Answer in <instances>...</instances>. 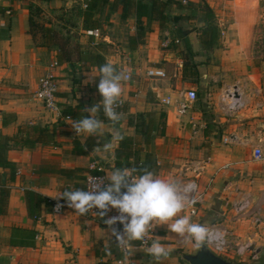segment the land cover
<instances>
[{
	"label": "crops",
	"instance_id": "0c3cea01",
	"mask_svg": "<svg viewBox=\"0 0 264 264\" xmlns=\"http://www.w3.org/2000/svg\"><path fill=\"white\" fill-rule=\"evenodd\" d=\"M29 1L0 0V134L20 136L35 125L50 130L53 140L36 143L33 147L11 148L5 153V158L14 163L15 173L11 178L9 168L0 166V183L9 188L6 212L0 214V264H116L115 260L122 254L104 219L88 213L81 216L72 208L54 214L47 203L65 200L59 196L66 190H77V184L85 189V178L80 175L86 176L85 169L92 160L103 164L106 179L120 168L115 166V152L119 147V140L113 138L116 133L132 138L135 154L128 161L130 167L126 168H147L157 178L175 183L181 176L183 181L195 179L199 189L205 190L203 199L196 203V215L190 214L187 206L176 218L188 215L193 223L224 227L229 233L227 260L263 264L264 223L255 224L250 218L235 217L231 207L239 197L238 191L247 192L255 199L264 191V159H252L255 144H261L264 152V60L253 62L250 39L258 19L257 8L250 13H237L235 7V23L226 29L205 30L208 36L203 37L201 32L208 17L204 13L199 19L196 6L201 1L187 0L188 4L196 6L186 7L170 3L169 19L162 26L152 21L145 42L130 48L128 37L136 31V17L121 19L120 13L112 10L110 1L100 16V37L87 36L86 44L95 49L98 41L113 43L115 33L131 23L121 47L104 53L106 61L119 72L130 71L131 79L120 82L123 105L118 112V123L108 120L102 110L96 113L103 123L102 135L96 137L86 133L76 135L71 123L89 116L84 109L102 100L97 92L90 90L98 70L80 61L59 62L56 48L36 45L28 33ZM205 1L211 9L213 4L219 3ZM224 1L231 4L235 0ZM244 1L250 6L255 2ZM53 3L64 5L62 0ZM174 15L180 19H171ZM221 20H217L218 27ZM221 34L233 42L214 44ZM167 35L178 42L163 48L160 43ZM210 37L213 38L211 46L207 43ZM180 50L193 56L207 51L212 55L218 52L234 54L236 61L226 64L231 66L229 69L235 65V83L244 85L248 94L245 108L231 116H223L216 102L218 94L229 83L221 87L214 83L218 78L209 67L201 68L204 63L193 64V71L200 77H213L214 80L190 81ZM54 60L59 64L51 67ZM149 65L163 67L167 77L147 78L144 70ZM48 71L58 82V112L45 108L34 95L40 76ZM188 88H199L200 94L196 90L197 98L184 115L179 116L174 105L161 102L162 97L175 98L180 89ZM147 112L151 113L153 121L148 141L136 129L138 114ZM224 137L229 139L224 141ZM88 138L92 141L91 148L85 146ZM76 141L80 144L75 145ZM107 142L112 143V148L105 152L103 144ZM191 162H195L198 170L193 169ZM137 174L140 173H134ZM29 205L35 216L30 215ZM261 215L264 216V208ZM151 226L153 236L149 245L140 246L139 240L130 242V264H155L147 254L153 241L160 242L169 251L161 264H189L182 255L198 249L194 242L181 241L166 225L153 223ZM246 241L251 242L250 249L243 257L237 256L234 253L236 245Z\"/></svg>",
	"mask_w": 264,
	"mask_h": 264
},
{
	"label": "clouds",
	"instance_id": "9594fccd",
	"mask_svg": "<svg viewBox=\"0 0 264 264\" xmlns=\"http://www.w3.org/2000/svg\"><path fill=\"white\" fill-rule=\"evenodd\" d=\"M99 72L97 88L102 100L84 109L90 113L89 116H83L71 123L76 135H102L103 123L96 117V113L101 110L113 124L120 120L116 107L122 91L120 82L126 77L110 62L103 64ZM113 138L120 140L123 137L116 133ZM111 148V142L103 144L105 152ZM107 180L108 183H104L102 180L93 179L90 190H66L59 197L64 198L67 206L81 216L96 209L98 215L104 219L109 211L115 209L118 215L104 219V222L111 229L115 242L126 250V255H132V252L127 251L130 242L144 241L153 223L166 225L181 241L191 240L196 247L205 240L207 228L193 223L188 215L176 218L187 206L194 205L196 200H189L186 195H181L175 182L157 178L147 168H118ZM194 187L189 184L185 191ZM117 222L122 225V231L113 227ZM147 254L155 264H161V261L169 256V251L160 242L153 241L147 249Z\"/></svg>",
	"mask_w": 264,
	"mask_h": 264
},
{
	"label": "trees",
	"instance_id": "16d2710c",
	"mask_svg": "<svg viewBox=\"0 0 264 264\" xmlns=\"http://www.w3.org/2000/svg\"><path fill=\"white\" fill-rule=\"evenodd\" d=\"M37 1L43 3L50 2V0H31L27 4L29 10L28 33L31 35L33 42L36 45L45 47L54 46L57 50V59L59 62L80 61L87 66L96 67L98 74L93 77L92 83L90 84V90L97 92L98 98L101 99L102 96L99 94L97 88L100 80L99 69L103 64L108 63L105 59L104 53L108 51L110 45L104 41H100L95 45V49L85 48L78 42V40L74 39L72 35H64L56 28L47 26L44 23H40L37 20V16L41 13V7L38 3H36ZM110 1H112V10L118 11L120 13L121 19L129 18L132 15L136 17V31L134 34L128 37V45L130 48H135L136 46L145 42V35L146 32L151 29L149 24L152 21H158L162 26L164 22L169 19L167 10L170 3H174L176 5L181 4V0H84L79 6L73 7L71 9H65L63 7H51L49 11L55 17H57L59 21L63 20L73 25H77V22H80L82 30L99 28L101 26L100 16ZM188 5L196 6L194 3ZM198 6H196V8ZM204 6L207 9L205 10V14L208 17L205 30L216 29L217 26L214 25L211 20L213 17L212 9L207 3H204L203 7ZM142 18H145V20H142ZM171 19L178 20L180 19V16L174 15L171 17ZM210 39L211 41L207 42L209 43V46H211L213 42V38L210 37ZM185 45H189L186 39ZM116 70L119 72L117 68ZM137 117L139 119V125H136L137 132H141L148 141V138L150 137V128L153 124L151 113L147 112L144 114H138ZM28 128L29 129L23 131V134L20 136H8L0 134V166L9 168V174L11 178L15 173V165L13 162L5 158V153L7 150L23 146L33 147L36 143H48L53 140V133L47 128H41L35 125H32ZM19 131L22 132L21 130ZM79 144L80 143L78 141L75 142V145ZM85 146L87 148H91V138L87 139ZM134 154L135 152L132 148V138L124 137L120 139L119 147L115 152V166L122 169L130 167V163L128 161L133 157ZM78 170L82 172L84 171V169H75V171ZM85 171L88 172V168H86ZM80 178H85L84 174L80 175ZM76 189L85 190L80 184L76 185ZM8 194L9 188L6 185L0 183V214H4L6 212ZM51 202L47 201V203H50V205ZM28 208L30 215L35 216V212L30 207V205Z\"/></svg>",
	"mask_w": 264,
	"mask_h": 264
},
{
	"label": "built area",
	"instance_id": "2783aa9c",
	"mask_svg": "<svg viewBox=\"0 0 264 264\" xmlns=\"http://www.w3.org/2000/svg\"><path fill=\"white\" fill-rule=\"evenodd\" d=\"M186 3V0L182 1ZM84 33L87 36H92L95 38L100 37L99 28H90L84 30ZM172 42H178V39H172L170 36H166L160 43L161 47L167 48ZM58 61L54 60L51 63V67L58 66ZM126 79H131V72L126 70L123 72ZM144 75L149 79H164L167 77V73L163 67L149 65L144 70ZM57 91H58V82L56 77L51 71L46 72L42 77H40L37 90L35 92V97L44 105L45 108L59 111V106L57 104ZM197 98V92L193 88L180 89L175 98H172L170 95L161 98V102L164 105L172 106L174 105L176 113L179 116H182L186 111L191 108ZM248 104V94L244 88V85L240 83H235L232 85L225 86L221 92L218 94V99L216 106L223 116H231L238 112L239 110L245 108ZM123 105V100L119 98L118 106L116 107L117 113L120 111V108ZM259 105V104H258ZM66 118H69V115H66ZM229 137H224V141H227ZM252 159L255 161L264 159V152L261 144H255L252 149ZM191 166L194 170H198V166L195 162H191ZM88 172L85 176L84 186L85 191L90 190L91 181L93 179L102 180L104 183H107L106 176L104 175V166L97 160H92L88 166ZM182 176L177 180V187L181 195H186L189 200L195 199L196 203L200 202L203 199L204 191L199 189L198 183L195 179H189L186 181L181 180ZM181 180V181H179ZM189 184L194 185L195 187L190 191H185ZM235 191H238V187H233ZM239 197L232 202V210L234 211L235 217H247L252 220L253 223L259 224L264 223V216L261 215V211L264 208V191L260 196L255 199L253 195L247 192L238 191ZM196 203L194 205H189V212L192 215L197 214ZM52 212L54 214L61 213L65 208H70L67 206L65 200L57 199L51 202ZM88 214L100 217L96 212V209H93L88 212ZM118 213L116 210H111L107 213V216L104 219L117 216ZM105 223V222H104ZM118 224L117 226H115ZM113 225L117 230L122 231V225L117 222ZM203 226V225H202ZM208 229L205 240L201 244H205L208 249L214 252L217 255L228 259L229 252V241H228V231L224 227L218 224H211L209 226H204ZM153 236V228L150 227L149 232L147 233L144 241L139 240L140 246H147L150 244L151 238ZM251 242L246 241L236 245L234 253L237 256L243 257L245 253L250 249ZM118 248L122 254L121 257L116 259V264H130V255H126V250L118 245ZM131 245H128L127 251H130ZM254 255H252V258ZM96 264V263H92Z\"/></svg>",
	"mask_w": 264,
	"mask_h": 264
},
{
	"label": "rangeland",
	"instance_id": "374dc122",
	"mask_svg": "<svg viewBox=\"0 0 264 264\" xmlns=\"http://www.w3.org/2000/svg\"><path fill=\"white\" fill-rule=\"evenodd\" d=\"M53 1L54 0H50V2H48V3H43V2H38V1L36 2L41 7V13H40V15L37 16V20L40 23H44L47 26H52V27L56 28L61 33H63L64 35H72L73 38L78 40V42L83 47L88 48V45L86 44L88 42H86V40H88L89 37H87V35L81 29L80 22H77V25H73V24H71L69 22H65L63 20L59 21V19L57 17H55L49 11V9L51 7H53V8L63 7L65 9H71L73 7L79 6L82 3V1H84V0H62V4H64V5H60V6L54 5ZM200 1L201 2L198 3L199 6L197 8L198 9L197 13L200 14L199 19H202L204 13L206 12L205 10H207L205 8V6L203 7V5H204V3H207V2L205 0H200ZM203 1H204V3H202ZM214 1L219 2L218 5H217V3L213 4V7H212V10L214 11L213 22L216 24V26H217L216 28H218V30L222 29V28L226 29L230 24L235 23L233 15H234V13H236V9H237V13H239V12L240 13H244V12L250 13L252 10L257 8L256 12L258 13V16H257L258 19L254 25L253 37L250 38L251 39V48H252L251 57H253L254 63H255V61H257L256 63H260L262 60H264V0H254L255 2H254V4H252V6L249 5L250 4L249 2L245 3L244 0H235V1L232 0L234 3L232 2L231 4L227 3L224 0H214ZM181 4L186 6V5H188V1L186 3H181ZM235 7H236V9H235ZM219 18H220V20L223 18L220 22L221 23L220 27H218L219 21H217ZM123 24H126V23H123ZM130 24L131 23L124 25L125 31L122 28H120L115 33V36L113 37V43H108V42L104 41V42L110 44V47L108 48V52H112V51L114 52L115 50H117L121 47L120 45L123 44V41H125L127 39V35H128L129 30H130L129 29ZM205 29L206 28H203V31L201 32V36H203V37L208 36L205 32ZM105 32L106 31H103V33H105ZM98 42H100V41H98ZM223 42H226V44H229L233 41L231 38H228V40H227L221 34L220 36L217 37L216 42L214 44L218 43L219 45H223ZM48 48L51 49V48H55V47L52 46V47H48ZM179 53H181L182 64L186 69V74H187V77H189L190 81L203 82L204 80H208V79H210L211 81L214 80L213 77H207V78L203 77V76L200 77L199 74L194 73L195 71H193V67H192L193 64L197 65V63H198V65H199L201 63H204V67H201V68L206 69L207 67H209L212 70V72L215 73V76L218 78L216 80V82L215 81H213V82L216 84H219L220 87L223 84L229 83V85H232L235 82H237V76H235V73H234L235 72V69H234L235 65H233V68L229 69L231 66L229 67L226 64V63L230 64V63L236 61V59L234 58L235 57L234 54L218 52V53H215L212 55L210 52L207 51L204 53L195 54L194 56L198 57L195 60L193 58L194 57L193 54H190V53L185 52L183 50H180ZM51 63H50V65H51ZM42 76H40V77H42ZM38 82H39V80H38ZM36 90H37V88H36ZM36 90L34 91V95H35ZM196 90L200 94L199 88ZM234 263H236V264H255V263H249L248 261H236V260H234ZM263 264H264V262H263Z\"/></svg>",
	"mask_w": 264,
	"mask_h": 264
},
{
	"label": "water",
	"instance_id": "95a60500",
	"mask_svg": "<svg viewBox=\"0 0 264 264\" xmlns=\"http://www.w3.org/2000/svg\"><path fill=\"white\" fill-rule=\"evenodd\" d=\"M182 258L189 264H236L215 254L205 244H201L194 253L183 254Z\"/></svg>",
	"mask_w": 264,
	"mask_h": 264
}]
</instances>
